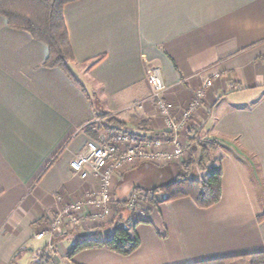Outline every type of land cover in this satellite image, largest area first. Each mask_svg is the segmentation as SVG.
I'll return each instance as SVG.
<instances>
[{
    "label": "crops",
    "instance_id": "obj_1",
    "mask_svg": "<svg viewBox=\"0 0 264 264\" xmlns=\"http://www.w3.org/2000/svg\"><path fill=\"white\" fill-rule=\"evenodd\" d=\"M64 16L81 85L44 66L48 46L0 14V264H184L263 252L264 0H75ZM149 66L160 69L176 115L210 80L186 142L193 152L194 130L197 140L217 142L222 198L208 208L174 198L144 217L122 211L141 238L135 252L101 247L69 256L77 240L110 232L97 236L99 226L89 225L50 244L36 237L39 224L98 190L96 179L70 166L93 139L88 127L99 135L113 125L146 131L138 116L148 120L147 132L163 133L150 100L145 111L131 109L150 97ZM174 176L164 165L136 164L117 173L115 196L122 201Z\"/></svg>",
    "mask_w": 264,
    "mask_h": 264
},
{
    "label": "built area",
    "instance_id": "obj_2",
    "mask_svg": "<svg viewBox=\"0 0 264 264\" xmlns=\"http://www.w3.org/2000/svg\"><path fill=\"white\" fill-rule=\"evenodd\" d=\"M150 97L135 103L131 109L145 111L146 100L151 101L162 120L163 133H152L124 126L113 125L109 130L90 139L85 147L70 161L75 173L83 179L94 178L99 182L98 190L89 191L86 196L67 203L56 215L39 224L37 238L48 237L50 244L61 236L80 227L102 226L112 221L125 204L129 211L144 217L155 205H146L150 191L134 188L124 200L115 196V177L136 164L157 166L186 162L190 158V145L186 137L195 128L194 116L206 99L210 80H206L179 115L176 105L165 96L167 86L156 66L147 69ZM160 199L165 195H158ZM124 228H128L126 223Z\"/></svg>",
    "mask_w": 264,
    "mask_h": 264
},
{
    "label": "trees",
    "instance_id": "obj_3",
    "mask_svg": "<svg viewBox=\"0 0 264 264\" xmlns=\"http://www.w3.org/2000/svg\"><path fill=\"white\" fill-rule=\"evenodd\" d=\"M72 1L75 0H0V14L7 19L10 26L30 32L48 46L49 54L44 66L61 68L75 83L81 85L72 68L76 56L64 16L65 5ZM100 116L108 123L124 124L123 121L109 113H100ZM134 117L140 127L147 130L148 120L138 116ZM87 132L92 138H99V132L95 127H88ZM193 133L188 141H196V146L193 148L194 158L175 164L172 169L175 176L172 180L149 189L152 194L149 201L153 205L158 206L161 202L170 199L190 196L199 207L208 208L221 200L223 169L221 164L214 163L213 151L215 149L209 143L197 140L195 130ZM195 169L206 172V176L194 174ZM160 192H167L169 195L166 199H160L157 197ZM125 210L129 211L126 205L121 203L117 217L109 223L122 224L125 220L122 211ZM129 212V218L134 216V211ZM140 245L141 238L137 232L124 228L122 224L109 238L77 240L71 246L68 255L73 256L86 249L106 247L127 256L135 252ZM184 264H264V251Z\"/></svg>",
    "mask_w": 264,
    "mask_h": 264
},
{
    "label": "rangeland",
    "instance_id": "obj_4",
    "mask_svg": "<svg viewBox=\"0 0 264 264\" xmlns=\"http://www.w3.org/2000/svg\"><path fill=\"white\" fill-rule=\"evenodd\" d=\"M127 128H128V129H132L130 126H128ZM101 133L104 134V133H106V131L104 130V131H102ZM100 135H101V134H100ZM204 142L209 143L210 146H213V147H214L215 150L213 151V160H214V163L217 164V163L219 162V154H218V151H216V149H218V148H217V142L212 141L211 139H209V140H204ZM190 152H191V153H190V158H189L188 161H190L191 159L194 158L193 152H192V151H190ZM186 162H187V161H186ZM181 163H182V162H181ZM175 164H178V163H172V164H168V165H164V166H166V167H170V168L174 169V165H175ZM161 167H162V166H161ZM163 193H164V192H160L159 194L163 195ZM151 196H152V194L150 193V194H149V198H150ZM157 197H159V196H157ZM149 198H148L147 201H146V205H147V206H149L150 204H152V203L149 201ZM125 212H126V214L130 215V212H129V211L125 210ZM125 218H126V222L129 223V224L131 225V229L134 230V223H133V220H129V222H128V218H127V216H126ZM122 224H123V223H122ZM122 224L119 223V222H113V223H109V224H105V225H102V226L96 227L95 229H98V230H97V231H94V234H96L97 236H99V235H103V234H105V233H107V232H110V234L112 235V234L114 233L115 229L118 228V227H120ZM111 235H110V236H111ZM110 236L108 235V236H106L105 238H109ZM47 239H48V238L46 237V238L44 239V242H45Z\"/></svg>",
    "mask_w": 264,
    "mask_h": 264
}]
</instances>
